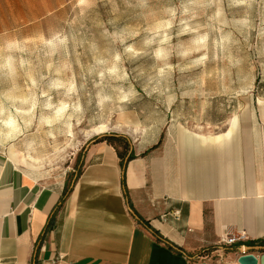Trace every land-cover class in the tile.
<instances>
[{
    "label": "rangeland",
    "instance_id": "rangeland-1",
    "mask_svg": "<svg viewBox=\"0 0 264 264\" xmlns=\"http://www.w3.org/2000/svg\"><path fill=\"white\" fill-rule=\"evenodd\" d=\"M183 8L187 15H181ZM172 9L175 17L169 15ZM167 20L172 22L165 29L170 41L162 46L167 59L157 60L159 36L152 44L145 41ZM205 34L204 45L194 43ZM14 43L18 47L10 48ZM129 45L134 51H125ZM116 53L122 78H98L97 72L113 66ZM9 56L14 77L4 66ZM13 88L14 96L35 95L37 107L19 134L0 135V148L21 160H40L47 169L65 170L70 178L86 143L102 133L155 136L170 121L218 130L241 102L264 92V0H0V96ZM43 92L53 105L63 100L80 106L81 111L70 108L66 114L74 116L70 127L66 118L41 122L53 115L44 108ZM121 92L126 99L118 102ZM98 94L112 101L98 106ZM100 123L124 128L86 136ZM215 250L214 262L238 264L237 250Z\"/></svg>",
    "mask_w": 264,
    "mask_h": 264
},
{
    "label": "crops",
    "instance_id": "crops-1",
    "mask_svg": "<svg viewBox=\"0 0 264 264\" xmlns=\"http://www.w3.org/2000/svg\"><path fill=\"white\" fill-rule=\"evenodd\" d=\"M118 135L130 158L88 141L71 178L0 148V264H216L224 234L264 240V92L218 130Z\"/></svg>",
    "mask_w": 264,
    "mask_h": 264
},
{
    "label": "clouds",
    "instance_id": "clouds-1",
    "mask_svg": "<svg viewBox=\"0 0 264 264\" xmlns=\"http://www.w3.org/2000/svg\"><path fill=\"white\" fill-rule=\"evenodd\" d=\"M188 9L183 8L181 15H187ZM219 13H217L218 15ZM169 15L171 17H175L176 12L175 9H172L169 11ZM181 23H185L184 21H181ZM172 22L171 20L162 21L160 24L153 29V36L145 41L146 44H152L155 41L156 36H159V40L155 41L157 43V47L153 52V55L155 59L157 60H166V50L162 47L165 44H168L170 41V37L166 34L165 29L171 28ZM189 29L187 28V25L185 24L184 33L186 34ZM191 31H197V29H191ZM164 33L163 35H160V33ZM207 40V34L198 37L194 43L199 45H204ZM48 44H52V41H46ZM9 47H18V44H10ZM125 51L132 52L134 51L132 46H128ZM187 52L182 53V55H187ZM120 61V54L116 53V55L113 57V66L106 68L105 70L99 71L96 73L98 78H103L106 74L111 77H117L122 78L117 75V68L116 64ZM99 64H104V61H98ZM7 68L9 76L14 77L16 75V66L15 61L13 57L9 56L6 58L5 65ZM21 67H23V63L21 64ZM167 67V65H165ZM164 67L158 69V74H163ZM53 87H61L62 85L53 84ZM69 92L73 91L75 89V84H69L68 85ZM15 91V88L9 89L7 93L0 96V135H2L4 138H12L15 137L17 134L21 132V125L30 124L32 122L31 118L33 117V113L36 110L37 107V97L35 95L32 96H14L12 93ZM42 97H47V100L44 103L45 109L53 110L52 117H45L42 118V123H45L47 125H51L53 122H57L63 119H67L68 124L66 127H70V122L74 118L73 115L68 114V111L70 108H72L73 113L81 111L80 106L77 104L76 106H72L69 103L65 101H60L58 105H53L51 103V97L48 96L47 92H43L40 94ZM118 102H123L124 99H126V94L121 92V95L117 98ZM112 101L111 96L107 95H100L98 94V106H102L104 103H109ZM5 104L8 106L6 107ZM16 104L20 105H27V107H16ZM23 117H30L28 120H24ZM71 135V133H68ZM47 159V158H46ZM36 163H41L40 160H37Z\"/></svg>",
    "mask_w": 264,
    "mask_h": 264
},
{
    "label": "trees",
    "instance_id": "trees-1",
    "mask_svg": "<svg viewBox=\"0 0 264 264\" xmlns=\"http://www.w3.org/2000/svg\"><path fill=\"white\" fill-rule=\"evenodd\" d=\"M116 133L107 132L103 133L101 135H96L92 137L89 141L94 142H100V141H106L108 144L112 145V147L115 149L120 161H122L127 155L128 158L131 157V152L129 154L127 153L130 150V143L128 142L127 138L123 135L115 136ZM79 164V162H78ZM77 170L74 171V173ZM140 219V218H139ZM140 222L143 224L144 227H146L148 230H150L153 235L156 237V239L163 241L167 246L174 249L178 253H182V249L180 247H177L176 245L172 244L170 241H168L166 238H164L156 229L152 228L149 223L145 222L144 220L140 219ZM49 228V223L46 225L45 230ZM246 245H258V246H264V240L262 241H248L245 243ZM242 245V243H238L237 245H233L230 247H224L227 251H235L238 249V247ZM214 248H205L200 250L196 255H205L213 251Z\"/></svg>",
    "mask_w": 264,
    "mask_h": 264
},
{
    "label": "built area",
    "instance_id": "built-area-1",
    "mask_svg": "<svg viewBox=\"0 0 264 264\" xmlns=\"http://www.w3.org/2000/svg\"><path fill=\"white\" fill-rule=\"evenodd\" d=\"M250 241L248 239V237L246 236V234L243 231H238V232H234L231 234H224L223 236H221L218 240V248L220 247V249H216V252H219L222 250V248L224 247H230L233 245H237L238 243H242V245H246L245 243ZM251 246V245H248ZM254 246H258V245H254ZM251 253H253L256 257H257V264H259V254L264 252V249H252L250 250ZM237 257L239 255V251L237 249ZM218 254V253H217ZM218 256V255H217ZM208 257V256H204L203 258ZM216 264H221V263H216ZM224 264V263H223Z\"/></svg>",
    "mask_w": 264,
    "mask_h": 264
},
{
    "label": "water",
    "instance_id": "water-1",
    "mask_svg": "<svg viewBox=\"0 0 264 264\" xmlns=\"http://www.w3.org/2000/svg\"><path fill=\"white\" fill-rule=\"evenodd\" d=\"M254 248L264 249V246L240 245L238 247V251H239V255L237 257L238 264H257V257L253 253L250 252V250ZM258 259H259V264H264V252L259 254Z\"/></svg>",
    "mask_w": 264,
    "mask_h": 264
},
{
    "label": "bare ground",
    "instance_id": "bare-ground-1",
    "mask_svg": "<svg viewBox=\"0 0 264 264\" xmlns=\"http://www.w3.org/2000/svg\"><path fill=\"white\" fill-rule=\"evenodd\" d=\"M234 118V117H233ZM123 125H119L118 127H116L115 125H112L111 123H100L94 127L91 128V130L86 134V136L92 135V134H96V133H100L103 131H107L113 128H118V129H123L124 127H122ZM26 161L30 162V164L35 163V159L31 156H27V158L25 157Z\"/></svg>",
    "mask_w": 264,
    "mask_h": 264
}]
</instances>
